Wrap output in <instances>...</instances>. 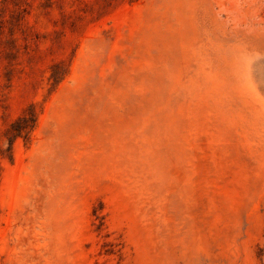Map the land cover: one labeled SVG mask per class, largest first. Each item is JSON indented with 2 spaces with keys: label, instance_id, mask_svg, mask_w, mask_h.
<instances>
[{
  "label": "rangeland",
  "instance_id": "1",
  "mask_svg": "<svg viewBox=\"0 0 264 264\" xmlns=\"http://www.w3.org/2000/svg\"><path fill=\"white\" fill-rule=\"evenodd\" d=\"M0 264H264V0H0Z\"/></svg>",
  "mask_w": 264,
  "mask_h": 264
}]
</instances>
